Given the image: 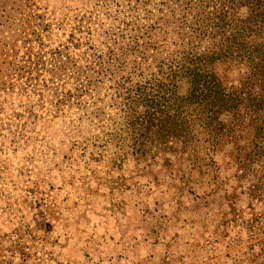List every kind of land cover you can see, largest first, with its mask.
I'll return each instance as SVG.
<instances>
[{"label": "rangeland", "instance_id": "rangeland-1", "mask_svg": "<svg viewBox=\"0 0 264 264\" xmlns=\"http://www.w3.org/2000/svg\"><path fill=\"white\" fill-rule=\"evenodd\" d=\"M148 10L0 0V264H264V159L123 154L105 139V86L92 105L73 75L35 64L74 39L84 65L108 38L138 36Z\"/></svg>", "mask_w": 264, "mask_h": 264}, {"label": "trees", "instance_id": "trees-1", "mask_svg": "<svg viewBox=\"0 0 264 264\" xmlns=\"http://www.w3.org/2000/svg\"><path fill=\"white\" fill-rule=\"evenodd\" d=\"M154 9L138 36L108 38L84 65L74 39L35 64L60 81L73 75L75 91L96 92L92 105L105 86V139L123 154L264 159V0H154ZM90 104L85 113L100 115Z\"/></svg>", "mask_w": 264, "mask_h": 264}]
</instances>
